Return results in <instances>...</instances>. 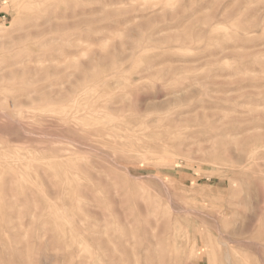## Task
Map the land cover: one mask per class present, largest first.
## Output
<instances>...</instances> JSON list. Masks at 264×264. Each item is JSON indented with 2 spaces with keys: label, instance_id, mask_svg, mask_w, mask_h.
Returning <instances> with one entry per match:
<instances>
[{
  "label": "rangeland",
  "instance_id": "rangeland-1",
  "mask_svg": "<svg viewBox=\"0 0 264 264\" xmlns=\"http://www.w3.org/2000/svg\"><path fill=\"white\" fill-rule=\"evenodd\" d=\"M0 264H264V0H0Z\"/></svg>",
  "mask_w": 264,
  "mask_h": 264
}]
</instances>
